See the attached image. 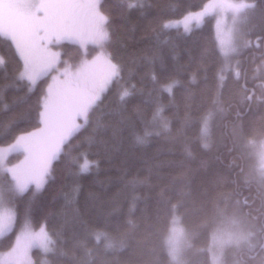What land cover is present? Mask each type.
<instances>
[{
	"label": "trees",
	"instance_id": "obj_1",
	"mask_svg": "<svg viewBox=\"0 0 264 264\" xmlns=\"http://www.w3.org/2000/svg\"><path fill=\"white\" fill-rule=\"evenodd\" d=\"M101 2L111 21L107 49L123 80L102 94L66 142L42 189L14 199L17 221L0 250L29 219L34 227L45 224L55 241L53 251L34 249L35 264H211L213 233L237 218L248 239L229 245L222 264H264V183L253 179L248 151L250 140L264 137V5L257 0V10L241 23L240 48L227 59L213 15L188 32L162 27L208 0H141L138 10L124 7L127 0ZM58 48L70 65L82 58L76 45ZM88 52L95 55L92 46ZM0 56L7 61L0 66L4 145L40 126L39 101L50 78L28 92L14 83L20 61L3 38ZM153 76L173 79L177 87L161 93ZM131 84L132 95L121 100V88ZM209 114L205 147L201 121ZM82 157L92 162L86 172L79 168ZM175 219L188 236L180 260L168 249ZM98 227L115 248L95 242Z\"/></svg>",
	"mask_w": 264,
	"mask_h": 264
},
{
	"label": "snow or ice",
	"instance_id": "obj_2",
	"mask_svg": "<svg viewBox=\"0 0 264 264\" xmlns=\"http://www.w3.org/2000/svg\"><path fill=\"white\" fill-rule=\"evenodd\" d=\"M259 4L264 5V0H259ZM124 7L138 10L144 5L141 0H127ZM257 8V0H208L199 11L189 12L175 23L166 21L162 27L182 26L188 32L208 15L231 17L235 21L246 18ZM110 22L101 0H0V38L6 41L14 57L20 61L14 83L31 92L44 78L51 80L39 101L40 126L16 135L11 142L0 146V176L6 178L9 197L6 198L5 189L0 187V237L12 232L17 221V212L11 206L10 197L23 195L31 186L37 191L42 188L51 162L57 159L66 142L81 128L78 121L87 123L89 113L101 95L123 80L122 66L106 51L111 41ZM63 42L83 50L82 58L74 66L62 60V53L55 50ZM219 44L225 57L235 50L231 33L227 38H221ZM90 45L95 55L88 52ZM6 64V59L0 56V66ZM236 74L239 75L238 72ZM225 78V70L221 69L219 79L223 81ZM152 79L161 93L169 95L178 84L170 78L153 76ZM134 89V84L121 88L120 99L132 95ZM210 120L211 114L201 121L205 147H208ZM240 134L238 130L237 135ZM138 139L143 142L144 138ZM249 145L255 150L259 177L264 180V140L259 143L249 141ZM14 153L23 154L25 159L12 164L10 157ZM82 160L79 168L86 172L92 167V162L87 157H82ZM128 227L135 229L136 225L130 220ZM171 231L175 234L179 229L173 226ZM93 235L97 244L103 243L108 249L117 246V242L101 227ZM172 242L170 238L169 244ZM54 246L55 241L45 225L33 228L25 222L8 250L0 253V264H32L30 254L34 248L50 252Z\"/></svg>",
	"mask_w": 264,
	"mask_h": 264
},
{
	"label": "rangeland",
	"instance_id": "obj_3",
	"mask_svg": "<svg viewBox=\"0 0 264 264\" xmlns=\"http://www.w3.org/2000/svg\"><path fill=\"white\" fill-rule=\"evenodd\" d=\"M180 19H182V17L178 18V19H171V21H173V23H175V21L180 20ZM245 19L246 18L237 19V20L233 21L231 17H217V16H215V31H216V36H217L218 43H219V40L221 38H227V35L229 33H231L234 36L235 50L230 54V56L233 55V53L236 52L240 48L239 36H240V33H241V26H242L241 23H243L245 21ZM167 21H169V20H167ZM202 21L199 24H201ZM218 23H219V28H218ZM199 24H194V26L199 25ZM173 27H175V26H173ZM90 46L88 47V50H89ZM219 46H220V44H219ZM220 49H221V47H220ZM55 50L61 52V50L59 48H57ZM106 51L109 52V50L107 48H106ZM221 52H222V50H221ZM230 56L225 57V58L228 59V58H230ZM50 82H51V80H50ZM78 122L81 124V127H82L84 121L80 120ZM33 130H35V129H32L30 131H33ZM30 131L28 130V131H25V132H30ZM22 133H24V132H22ZM262 140H264V137H262V139H260L259 141H256V142L259 143ZM250 141H253V140H250ZM4 145H6V144H4ZM0 146H3V145H0ZM248 147H249L248 151H249V153L251 155H253V160H254L253 169L251 170L252 177L256 181H258L260 183H264V180H261V178L259 177L258 161H257L256 156L254 154L255 150L249 145V142H248ZM24 159H25V157L21 153H14L12 155V157H10V160H11L12 164H19ZM52 162H51V164H52ZM51 164H50V167H51ZM50 167H49V169H50ZM0 187H3L5 189L6 198H9L7 196V181H6V178L3 177V176H0ZM30 188L33 189L34 186H31ZM18 196H20V195H16V196H11L10 197L11 206L14 207V199H16ZM174 221H175V223H174L173 226L177 227L179 229V231L176 232L175 234H173V232L171 231L173 227L170 228V231H169V234H168V249H169L171 257L173 256L175 259L180 260L182 258L183 252H184V250H185V248L187 246L188 236L185 234L184 229L181 226V224L178 223L179 221L176 220V219ZM25 222L30 223L33 228H36V227H34L32 225L31 220H29V219L25 220L24 224H25ZM24 224H23V226L21 225L22 227L19 230H17L16 234H18L19 231H21L23 229ZM226 224L229 225L228 227H230V228L229 229H225L224 228V229H221L219 231H216V233L214 232L212 237H211V240L209 242L210 243L209 246H210V254H211L210 255L211 264H222V262H223L222 259H223V255H224L225 249L229 245L234 244L236 246H240V245H242L244 243V241H246L248 239V232L242 228V226H241V224L239 222V219L231 218V219L228 220V222ZM43 225H45V224H43ZM231 228L236 230V231H238V232L232 230ZM47 231H48V229H47ZM48 233L50 234L49 231H48ZM2 238L3 237H0V242H1ZM170 238L173 241L172 244H169V239ZM14 239H15V236H14ZM14 239H13V242H14ZM34 249L31 251V254H30L32 264H35ZM7 250H8V248L0 250V253L6 252Z\"/></svg>",
	"mask_w": 264,
	"mask_h": 264
},
{
	"label": "bare ground",
	"instance_id": "obj_4",
	"mask_svg": "<svg viewBox=\"0 0 264 264\" xmlns=\"http://www.w3.org/2000/svg\"><path fill=\"white\" fill-rule=\"evenodd\" d=\"M232 60V59H231Z\"/></svg>",
	"mask_w": 264,
	"mask_h": 264
}]
</instances>
